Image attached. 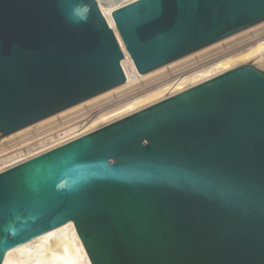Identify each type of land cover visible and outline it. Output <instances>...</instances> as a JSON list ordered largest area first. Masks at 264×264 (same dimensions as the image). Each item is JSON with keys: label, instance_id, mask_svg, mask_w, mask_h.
Here are the masks:
<instances>
[{"label": "water", "instance_id": "obj_1", "mask_svg": "<svg viewBox=\"0 0 264 264\" xmlns=\"http://www.w3.org/2000/svg\"><path fill=\"white\" fill-rule=\"evenodd\" d=\"M263 21L264 0H0V138ZM0 257L264 264V71L0 174Z\"/></svg>", "mask_w": 264, "mask_h": 264}, {"label": "bare ground", "instance_id": "obj_2", "mask_svg": "<svg viewBox=\"0 0 264 264\" xmlns=\"http://www.w3.org/2000/svg\"><path fill=\"white\" fill-rule=\"evenodd\" d=\"M261 29H264V21L156 70L134 77L118 87L72 106L16 133L1 137L0 147L6 146L8 143L18 138L34 131L44 129L52 123L86 109L87 107L103 105L99 113L92 120L85 123L73 122L67 125L62 130V133H55L45 140L46 143L52 142L54 146L48 147L51 143L46 144L44 141L37 142L27 147L28 153L25 155L22 154V151H16L0 156V174L81 139L162 101L211 81L234 69L245 66L249 61L257 60L256 64L259 65L258 69L264 71V69H262L264 67V35H260L235 53L218 59L200 69L179 76H172L171 74L164 76L165 73H168L171 69ZM186 83L187 85L185 86Z\"/></svg>", "mask_w": 264, "mask_h": 264}, {"label": "built area", "instance_id": "obj_3", "mask_svg": "<svg viewBox=\"0 0 264 264\" xmlns=\"http://www.w3.org/2000/svg\"><path fill=\"white\" fill-rule=\"evenodd\" d=\"M260 35H264V29H261L257 32H254L250 35H247L246 37H242L236 41H233L231 43L225 44L218 49H215L201 57H198L192 61H189L187 63H184L174 69H171L168 73H165L164 76L172 75V76H179L184 73H188L193 70L200 69L204 66H207L208 64L221 59L227 55L233 54L236 51L240 50L241 48L245 47L249 44L252 40L259 37ZM103 105H94L91 107H87L86 109H83L81 111H78L72 115H69L68 117H65L63 119H60L56 121L55 123H52L48 127L34 131L32 133H29L21 138H18L10 143H8L6 146L0 147V156L9 153V152H18L22 151V154L25 155L28 153L29 146H32L36 144L37 142H45L46 139L51 137L55 133H62V130L69 124L73 122H87L92 120L101 110ZM48 147L54 146L52 142ZM46 143V144H48ZM44 144V145H46Z\"/></svg>", "mask_w": 264, "mask_h": 264}, {"label": "rangeland", "instance_id": "obj_4", "mask_svg": "<svg viewBox=\"0 0 264 264\" xmlns=\"http://www.w3.org/2000/svg\"><path fill=\"white\" fill-rule=\"evenodd\" d=\"M257 60H252V61H249L248 63H246V65H254L256 66L257 68L259 67V65L256 64ZM238 63V62H237ZM262 68V67H261ZM264 69V67L262 68ZM261 70V69H260ZM263 71V70H262ZM187 85V83L185 84V86Z\"/></svg>", "mask_w": 264, "mask_h": 264}, {"label": "snow or ice", "instance_id": "obj_5", "mask_svg": "<svg viewBox=\"0 0 264 264\" xmlns=\"http://www.w3.org/2000/svg\"><path fill=\"white\" fill-rule=\"evenodd\" d=\"M3 257H0V259H2Z\"/></svg>", "mask_w": 264, "mask_h": 264}]
</instances>
